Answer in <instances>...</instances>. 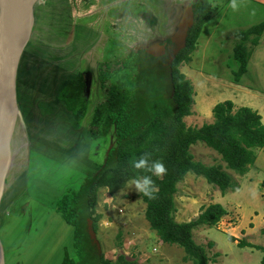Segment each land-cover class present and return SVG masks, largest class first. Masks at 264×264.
<instances>
[{
  "label": "rangeland",
  "instance_id": "1",
  "mask_svg": "<svg viewBox=\"0 0 264 264\" xmlns=\"http://www.w3.org/2000/svg\"><path fill=\"white\" fill-rule=\"evenodd\" d=\"M117 1L106 0L110 8ZM207 1L212 8L210 21L200 32L191 62L179 67L194 89L192 113L184 123L188 128L211 124L212 108L231 101L234 110L247 107L256 112L264 125V33L238 83L234 81L238 63L232 56L235 35L264 20V0ZM143 2L140 0L137 7ZM185 2L186 6H193L198 0ZM233 2L235 8L231 7ZM130 4L121 8L128 10ZM132 8L137 13L135 3ZM107 14L113 17L117 12ZM32 16L30 40L16 76L17 119L0 160L3 264H60L65 256L73 257L77 247L73 246V228L63 221L55 206L64 194L77 191L85 177L92 178L97 172L95 166L103 165L106 150L113 146L110 137L90 141L89 119L76 126L63 104L61 108L56 103L59 90L75 73L72 69L77 47L83 50L80 55L100 59L101 47L82 44L88 36L82 30L86 21L75 19L68 0H38ZM104 20L96 26L97 30L107 36L111 32L124 34L123 41H127L125 32ZM143 34L147 32L141 27L138 43L109 44V50L116 53L106 51L103 59L122 57L136 46L146 47L148 36ZM76 36L83 41L75 42ZM83 65L80 62L77 70H84ZM42 103L47 107L38 106ZM189 151L195 162L221 166L236 188L221 194L202 177L187 174L177 185L173 198L175 222H190L207 206L221 205L226 215L213 228L194 229L195 244L206 250L209 264H258L262 253L253 247L242 248L238 243L264 247V194L260 190L264 180V148L255 151V162L242 177L227 171L221 158L202 142ZM141 196L130 183L113 196H108L104 189L97 192L95 209L100 219L95 234L104 259L114 262L121 254L134 264H191L181 248L158 240L144 218Z\"/></svg>",
  "mask_w": 264,
  "mask_h": 264
},
{
  "label": "trees",
  "instance_id": "2",
  "mask_svg": "<svg viewBox=\"0 0 264 264\" xmlns=\"http://www.w3.org/2000/svg\"><path fill=\"white\" fill-rule=\"evenodd\" d=\"M193 8L194 26L185 49L172 64H168L166 57L153 58L144 49L135 48L122 57L100 63L98 80L103 98L93 110L87 132L93 142L112 138L113 146L97 174L84 180L77 191L64 194L55 206L63 221L73 228V246H77L73 257L65 256L60 264H134L121 254L114 262L98 254L89 239L87 222L91 221L96 233L100 215L95 207L100 189L113 196L132 179L143 175L152 176L156 189L153 198L142 194L141 199L145 204L144 218L158 240L181 248L191 264H209L206 250L195 244L192 232L199 227H215L226 211L219 204H211L195 220L176 223L173 198L177 185L187 174L202 177L221 194L233 191L236 184L221 166L208 167L195 162L189 149L202 142L221 158L227 171L242 177L254 164L255 151L264 148V125L256 112L247 107L234 110L231 101L212 108L211 124L200 128L185 125L184 119L192 113L194 89L179 67L191 62L200 32L212 14L207 0H198ZM263 33L264 20L235 35L232 56L238 63L234 73L236 83L246 74L251 52L258 46ZM84 87L83 77L78 75L57 97L77 123L86 113ZM144 153L161 161L166 173L156 177L145 170L134 169L131 162ZM260 187L264 190V180ZM238 244L260 251L262 258L258 264H264V247Z\"/></svg>",
  "mask_w": 264,
  "mask_h": 264
},
{
  "label": "crops",
  "instance_id": "3",
  "mask_svg": "<svg viewBox=\"0 0 264 264\" xmlns=\"http://www.w3.org/2000/svg\"><path fill=\"white\" fill-rule=\"evenodd\" d=\"M68 1L70 2L71 6L74 8L75 16H76L75 19H79V21L80 20L83 21L84 19L86 21V23H84L83 25L82 30H84V32L88 35L86 36L87 39L83 41L82 39H80V37L76 36L75 42L81 43L80 41H83L82 44L85 42L86 44H92L93 48L97 46L99 48L100 47L102 48L101 49L102 53L99 57L100 59L97 60L98 56L91 58L90 56L80 55V52H82L83 50L79 51L82 48L77 47L75 52H78V53H76L77 55L73 57V59H75L76 61V63H74L75 68L73 67L72 69L74 70L75 73L68 80L69 82L70 80L75 79L78 75H81L83 77L84 85H85L84 92H83V99H84V104L86 107V113H85L84 118L82 119V122L83 120H86V119H89L88 122H90L91 117L93 115V110L96 104L99 101H101L103 98L99 80L95 79L97 77L96 71L98 70L97 64H100L101 62L105 61L103 59V54L106 51L108 52L110 51L113 54L116 53L113 50H109L108 48L109 44L120 43L122 45V44H126L127 41L132 44L136 42L138 43L139 41H138L137 34L139 33L140 35L141 27L147 32V34H145L146 36H148L146 37L148 40L145 41L147 46L144 48L143 46H136V48L138 47L137 49H145L152 43L165 42V41H162L161 38L167 41L176 29V25L180 19L182 10L186 6V2L185 0H157V2L156 0H154V2H152L151 0H144V2L141 3V6L143 7L141 6L137 7V5L140 4V0L136 2L135 0H118L115 4H113L115 5L113 6V8L115 9L111 10L113 8H110L106 0H68ZM129 3L131 4L129 5L130 8H128V10L121 8V6L126 7V4H129ZM133 3L136 4L137 13L133 11V8H132ZM109 12H117V14L113 15L114 17L113 18L112 15L111 17L108 16L109 14L107 13ZM103 20L104 22L108 21L112 27L114 28L118 27L123 32H125L126 33L125 37L127 38V41L126 42L123 41L124 34L122 35L121 33L111 32V34H108L107 36L106 34H104V32L97 30L96 26L100 25ZM118 24H121V25H118ZM156 31L161 33V36H158ZM145 35L143 34V36ZM80 36H81V33H80ZM150 37H153V39H150ZM88 39H89V42H88ZM92 59H96V60H92ZM114 59H116V57L107 58V60H114ZM80 62H83L84 70L78 71L77 69L80 66H78V68H76V66L80 64ZM97 87L100 89L101 98L98 95L99 90L97 89ZM61 89L59 90V92L61 91ZM59 92L57 94V97L59 95ZM37 99H39V96H37ZM58 102L59 101L56 100V103L57 104L60 103L59 105L62 108L61 106L62 103L61 102L58 103ZM38 106L47 107V105H45L44 103ZM63 108L65 109L66 112H68L64 105H63ZM68 118L74 120L73 122L75 123L76 126H79V124L81 123V122L77 123L72 115L70 116L68 115ZM82 129L85 130V127H82ZM107 150H106V153H107ZM95 167H97V172H98L99 171L98 168H100L99 165L98 166L96 165ZM97 172L94 175H96ZM88 179H91V178H88ZM84 180H87V177H85ZM260 190L262 194H264V190L261 187H260Z\"/></svg>",
  "mask_w": 264,
  "mask_h": 264
},
{
  "label": "water",
  "instance_id": "4",
  "mask_svg": "<svg viewBox=\"0 0 264 264\" xmlns=\"http://www.w3.org/2000/svg\"><path fill=\"white\" fill-rule=\"evenodd\" d=\"M38 0H0V81L8 92V120L0 126V160L5 149V143L13 131L18 111L16 76L21 56L30 40L33 21L32 10ZM194 26V8L192 5L184 7L174 33L168 43H152L144 49L145 53L153 58L166 56L168 64H172L175 57L185 49L188 35ZM7 36H13L15 41L8 49H3V41ZM111 147L108 148V151ZM107 153L105 156H107ZM106 158V157H105ZM105 163V160H104ZM103 163V164H104ZM87 233L98 254H101L100 245L96 239L90 220L87 222ZM3 264V253L0 245Z\"/></svg>",
  "mask_w": 264,
  "mask_h": 264
},
{
  "label": "clouds",
  "instance_id": "5",
  "mask_svg": "<svg viewBox=\"0 0 264 264\" xmlns=\"http://www.w3.org/2000/svg\"><path fill=\"white\" fill-rule=\"evenodd\" d=\"M231 7L235 8L236 5L233 2ZM131 166L137 170H145L148 173L156 177H160L166 173V168L164 164L159 160H153L149 153L142 154L138 159H133L131 162ZM135 189L142 193L144 196L148 198H153V194L155 192V185L150 175L138 176L130 181Z\"/></svg>",
  "mask_w": 264,
  "mask_h": 264
},
{
  "label": "bare ground",
  "instance_id": "6",
  "mask_svg": "<svg viewBox=\"0 0 264 264\" xmlns=\"http://www.w3.org/2000/svg\"><path fill=\"white\" fill-rule=\"evenodd\" d=\"M24 0H20V4L22 5ZM15 38L13 36H7L3 41V49H8L13 45ZM8 101H9V92L5 86V84L0 81V126H3L8 120ZM15 163V162H14ZM8 173V172H7ZM7 179V178H6ZM1 256V250H0ZM0 264H2V260L0 259Z\"/></svg>",
  "mask_w": 264,
  "mask_h": 264
},
{
  "label": "flooded vegetation",
  "instance_id": "7",
  "mask_svg": "<svg viewBox=\"0 0 264 264\" xmlns=\"http://www.w3.org/2000/svg\"><path fill=\"white\" fill-rule=\"evenodd\" d=\"M164 57H166V56H164Z\"/></svg>",
  "mask_w": 264,
  "mask_h": 264
}]
</instances>
